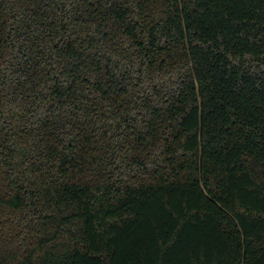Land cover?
Masks as SVG:
<instances>
[{
  "label": "trees",
  "instance_id": "1",
  "mask_svg": "<svg viewBox=\"0 0 264 264\" xmlns=\"http://www.w3.org/2000/svg\"><path fill=\"white\" fill-rule=\"evenodd\" d=\"M0 264H264V0H0Z\"/></svg>",
  "mask_w": 264,
  "mask_h": 264
}]
</instances>
